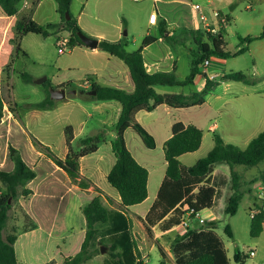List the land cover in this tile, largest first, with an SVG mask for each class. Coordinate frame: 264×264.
<instances>
[{"label":"crops","instance_id":"0c3cea01","mask_svg":"<svg viewBox=\"0 0 264 264\" xmlns=\"http://www.w3.org/2000/svg\"><path fill=\"white\" fill-rule=\"evenodd\" d=\"M25 1L28 2V7H24ZM74 1L72 2L71 8ZM145 1L151 3V8L144 15L143 32L139 34L141 36L133 38L135 50L131 52L138 50L146 37L152 36L157 39L154 43L146 46L142 52L145 68L149 74L174 73L177 77L181 67L182 55L186 56L185 60H187L190 65L191 71V55L192 52L195 51V45L190 32L205 29V24L200 19L202 13L209 18L214 28L225 31L226 34H224V38L226 44V39L233 35H236L237 38L259 36L264 30V0H204L203 6L194 4V0H96L95 6H98L97 4L104 5L107 8V12L105 14L96 12L94 16L91 15V19L94 20V23L85 19V17L89 16L90 0H84L83 10L75 19L82 31L92 38L99 40V42L101 40L112 42L125 41L127 43L126 49L128 50L130 44L128 37L130 32L125 35L123 31L125 27L130 29V23L122 13H124L128 3L138 4ZM195 1L197 2L198 0ZM39 5L37 7H39ZM31 7V0H23L19 15L27 14L28 12L25 9H30ZM214 12L220 14V19L214 18ZM56 13L59 15L57 20L42 25L46 26L48 24L60 23L61 16L57 11ZM113 14L115 17H113ZM152 14L157 15V20H150ZM0 19L5 20L6 23L2 33V40L0 41L1 49V47L8 42V38L10 37L9 32L14 23V19L4 17L1 11ZM221 19L226 20L225 25L221 24ZM161 20L165 21L166 26L163 25V28H165L172 37L170 42L162 36ZM36 23L39 24V22ZM231 25L233 26L231 27ZM154 32H156L157 35H153ZM60 34L61 33H58L56 36ZM31 35L32 34H29L24 37L21 42V46L28 54V58L34 56L32 50L25 44L26 39ZM50 38H47L45 42L38 41V47H45L47 40ZM238 47H235L233 52H236ZM74 51L80 52V54L85 56L89 61L101 59L104 60L106 64L101 68L92 67V73L87 74V79L84 80L83 83L79 80H72V78L69 77L57 84L53 85L52 83L53 89H66V96L64 99L56 101L55 106L50 110H33L30 108V105H28V112L24 116H21L16 110L17 105L15 103L12 102L14 106L12 110L8 108L6 102L4 103V107L6 106V108H8V112L4 110V117L0 121V170L6 172H12L14 170L15 165L10 158L9 152V148L12 146L20 151L23 160L37 174V177L27 186V188L32 191V195L27 198H20L18 202V207L23 214V219L28 221V227L25 230H20L19 224H17L18 231L15 250L19 264H62L64 257L78 254L86 235V220L82 213V208L89 204L95 196L93 188L88 191H82L77 186H74L67 173L56 166L34 145L33 138L37 139L43 145L50 147L58 157L65 158L68 154V146L64 134L66 127H72L74 141L85 136H95L104 133L107 141L102 145L106 146L107 151L101 153L100 146L95 154L82 158L80 161L81 174L91 180L94 186L101 189L102 202L104 204V200L107 201V206L104 204L107 208L110 210H117V208H113L114 202L120 206L121 200L118 192L114 188L113 189L117 193L109 189L106 182L108 183L107 177L116 162L111 143L116 137L115 126L120 118L122 105L117 101L96 102L93 100H84L80 98L79 95L81 90L90 91L93 84L133 93L135 91V84L131 77L129 67L121 59L111 56L99 49H90L88 47H75L73 49V52ZM244 55H249L253 59V65L257 69L254 72L255 74L250 75L248 72L231 70L228 68L227 64L223 62L224 60L212 58L210 60L211 64L206 72L202 71L201 68V75L195 78L192 85H187L193 86L196 90L192 89L191 92L183 93L163 89L169 86H157L155 88L157 93L163 95L183 94L189 96L192 93L202 92L204 90L206 85L205 78L220 81L224 73L243 72L251 79H259L258 83L255 85H247L232 81H220V85L215 91L206 97L205 104L200 107L209 104L210 100L214 98L215 105H217V103L220 105L216 108L218 114L226 107L230 109L231 113L234 115L228 126L225 125L224 127H222L221 122H217L216 119H214V122L210 120L208 132L214 134L212 142L207 149V154L214 147V135H216V133L222 137L226 144H231L232 142L230 141H245L241 146L236 143L233 145L241 149H246L250 142L258 137L264 130V38L251 43L248 46V52ZM227 69H229V71H227ZM12 73L13 71L11 73L0 72V92L3 96V90H7L10 100ZM187 77L188 76L183 79L177 77V79L179 81H184ZM87 80L89 81V87L85 88L84 83ZM66 85H69V87H66ZM187 86H174L169 88ZM161 90H163V92H160ZM72 91H76L77 93L73 94ZM200 107L172 109L167 106H161L153 112H140L136 119L155 139V149L147 148L140 136L133 129L130 128L125 132L127 148L134 158L149 171L148 198L142 204L130 207V211L127 210L128 216L132 220L131 230L134 240L137 243V248L134 249V255L136 256L134 264H148L149 258L147 257H150V253L149 251H146L147 253L144 251L143 246H141L137 240L134 229L137 227V221L141 226L145 227L143 221L146 219L151 207L157 200L159 190L165 179L167 163L165 161L162 170L152 172L148 166L144 164L146 163L144 159L142 162L135 157V154L127 142V137L130 136L134 142V148L142 149L143 153L156 152L157 150H161L164 153L165 143L172 137L173 126L181 122L185 126H196L202 130L204 140L205 130L199 125L194 124L190 118L175 116L170 123L171 134L166 136L160 143L156 140L155 132L150 130V128L143 123L145 117L154 116L158 110H163L167 115H172L174 111L178 112V115H183L186 114V112H193L192 110ZM33 111L37 113L31 115ZM30 124H35L38 129L45 132L46 135L43 140H40L28 130V125ZM57 131L59 132L58 144L52 140V135ZM198 152L199 151L195 153ZM186 155L180 157V161ZM113 156L115 159H113ZM237 167L236 170L243 175L246 183L258 177L255 176L253 179H248ZM218 178L222 183L227 184L228 197L231 193V168L228 165L226 167L224 164H220L216 166L212 174V186L216 189L214 206L219 192L215 187ZM246 186L247 185H245L244 188ZM263 188L264 185H262V189ZM111 192H114L116 195L114 196ZM148 201H150V203L145 209L138 214L133 212V208L143 206ZM214 206L210 210L200 214V217L204 215L205 221L203 224H200L199 228L209 221H216L214 214L211 213ZM252 208H254V203L250 209ZM135 219L137 220L135 221ZM179 227L180 226L174 227L168 231L160 230L159 226L151 228L156 232L155 240L158 243L157 247L160 253V249H163L164 253L167 255L169 264H175L174 256L171 253L173 241L178 235H182L186 232H176ZM110 235L111 234L106 235L105 237L109 238ZM98 241L99 239L97 237L96 241H94V249L97 248ZM107 259L108 254L105 256L98 255L93 260H99V264H104ZM254 264H260V262L257 261Z\"/></svg>","mask_w":264,"mask_h":264},{"label":"trees","instance_id":"16d2710c","mask_svg":"<svg viewBox=\"0 0 264 264\" xmlns=\"http://www.w3.org/2000/svg\"><path fill=\"white\" fill-rule=\"evenodd\" d=\"M32 7L25 15H19L23 0H0V11L6 18H13L14 23L9 32L8 42L0 49V72L11 73L15 59L21 54L28 58V54L21 46L22 39L29 34H35L44 39L58 34L64 30L69 31V46L86 47L78 36L83 32L77 20L70 13L74 0H55L58 5V14L61 21L58 24L40 25L33 20L35 9L42 0H31ZM67 15L70 19H67ZM5 20L0 19V41L5 28ZM162 36L170 42V33L163 28L166 26L161 20ZM194 39L195 51L191 55V71L184 81H179L174 73L149 74L146 71L143 50L157 39L148 36L141 47L134 51H127L125 41L101 40L98 49L111 56L121 59L130 70L135 84V91H127L112 87L93 84L91 90L97 92L96 96H87L80 91L79 97L84 100L96 102L117 101L122 105L120 118L115 126L116 137L113 139L112 151L116 162L111 169L107 181L120 196V206L117 210H110L102 202V191L88 178L81 174L80 161L82 158L95 154L99 147L107 141L104 133L95 136H85L74 141V132L71 126L66 127L64 134L68 146L65 158L58 157L48 146L33 138L34 145L56 166L67 173L71 183L82 191L93 188V200L82 208L86 220V235L81 250L75 256L64 257L62 264H85L100 255L101 249H108V259L104 264H134L136 256L134 249L137 243L132 233V220L127 210L130 207L142 204L148 198L149 171L142 166L126 146L125 132L133 129L149 149H155L156 142L147 130L137 122L140 112H153L161 106L172 109H186L200 107L206 102V97L215 91L220 81L240 82L255 85L259 79L250 78L243 72L224 73L220 79H206L202 92H195L189 96L183 94H159L157 86H187L192 85L195 78L201 75L200 69L206 60L212 58L228 60L237 58L248 52V46L264 38V30L259 36L239 37V47L236 52L228 51L224 34L225 31L211 33L207 30L190 32ZM25 82H32L28 73L21 75ZM50 89L53 88L49 81ZM64 87V86H61ZM69 87V85H66ZM5 99L0 92V121L4 117ZM56 104L51 99L50 92L46 99L30 105L33 110H50ZM203 141V132L196 126H185L178 122L172 128V137L165 143L164 155L167 163L166 175L159 190L157 200L151 207L146 219L143 221L147 230L159 226L160 230L168 231L180 226L183 220L191 213L189 218L195 219L197 213L210 210L214 206L216 189L212 186V174L216 166L226 164L231 168L230 190L226 199L225 214L235 216L240 203L246 194H251L250 186L264 181V172L251 180L244 181L243 175L236 170L237 166L253 168L264 160V130L253 139L246 149L233 144H226L221 136L214 135V147L193 166H185L180 157L197 152ZM10 158L15 168L12 172L0 170V264H19L15 244L17 241V228L8 232L10 211L20 198H27L32 191L28 184L36 177V172L23 160L19 150L10 146ZM256 198L254 208L251 209L254 217L251 221L250 236L258 238L264 232V206ZM119 222V223H118ZM123 222V225L120 223ZM126 224V226H125ZM218 221H209L199 229L188 228L182 235H178L172 243L171 253L175 264H246L250 258L249 252L236 250L233 258H229L226 247L215 232ZM111 231L107 243H99L100 248H93L94 241L104 231ZM225 233L233 238L230 225L225 227ZM161 250L162 260L159 264H169L167 255ZM139 259V258H138ZM53 264V263H50ZM142 264V263H139Z\"/></svg>","mask_w":264,"mask_h":264},{"label":"rangeland","instance_id":"374dc122","mask_svg":"<svg viewBox=\"0 0 264 264\" xmlns=\"http://www.w3.org/2000/svg\"><path fill=\"white\" fill-rule=\"evenodd\" d=\"M83 1L84 0H75L73 3L72 8L70 9V13L72 14L73 18L77 17L78 14H80L83 10ZM96 0H90L89 2V16L85 17V19H88L92 23H94V20L91 19V15L94 16L96 12L100 14H105L106 6L97 4L98 6H95ZM23 4V3H22ZM194 4H199L200 6H203L204 0H198L197 2L194 0ZM57 3L55 0H42L39 7L35 9L34 12V20L36 22H39V24H47L52 23L54 20H57L59 18V15H57ZM151 8V3L148 1L138 3V4H132L128 3L126 5V9L124 10V13H122L130 23V29L125 27L123 34L125 32H130L128 41H129V52L132 50H135V47L133 46V38H137V36H141L143 32V22H144V15L147 13L148 10ZM31 9V8H30ZM29 8H26L25 10L29 12ZM113 17L115 15L113 14ZM233 25H231L232 27ZM129 30V31H128ZM84 32V31H83ZM61 34L59 36L52 35L49 40H47L45 47H38V41L45 42L46 39L39 35L32 34L29 36V38L26 39V45L29 46V49L32 50L34 56L32 58H25L23 55H19L15 59L14 67H13V73H12V81L10 83L11 86V100L8 97L7 90H3V97L8 104V108L12 110L14 108L13 103L17 105L16 110L21 115L24 116L27 112V106L38 103L46 99L48 93L51 91L49 84H46V82L42 84H37L36 81L47 79L46 81H49L51 84H57L59 82H62L67 77L72 78V80H79L81 83H83L84 80L87 79V74L92 73V67L101 68L103 67L106 62L101 59L97 60H91L89 61L85 56H82L80 52H73L74 48L68 47V50L65 53H61L59 50V47L57 46L58 38H65L69 37V31L64 30L60 32ZM85 33V32H84ZM86 34V33H85ZM226 34V33H225ZM87 36L91 37L90 35L86 34ZM153 35H157L156 32L153 33ZM92 38V37H91ZM227 50L230 52H233L235 50V47L237 48L239 45L238 38L236 35H233L231 37H228L227 39ZM127 50V51H128ZM184 55L181 56V67L179 69V72L177 74V77L179 79H183L186 76H188L190 72V65L188 64L187 60H185ZM91 62V63H90ZM224 63L227 64L228 68L231 70H239L248 72L250 75L255 74L254 72L257 70L253 65V59L249 55H243L234 59L224 60ZM229 71V69H227ZM23 73H28L32 76L33 81L32 82H25L21 75ZM53 89V88H52ZM161 89V88H160ZM163 89H168V91L173 92H191L193 86H187V87H181V88H169L165 87ZM160 92H163L161 90ZM212 98L209 102V104L204 105L200 108H195L192 110L193 112H186V114L178 115V112H173L172 115H167L163 112V110H158V112L152 116V117H145L144 124L150 128L153 132H155L156 140L160 143L166 136H168L170 133V123L175 118V116H182L186 118H190L194 124L199 125L205 130V138L203 140V143L198 150V153L190 154L184 156L181 161L188 166L193 165L199 158H203L207 155V149L210 146V143L212 142L213 134L211 132H208V127L210 124V120L214 119L217 120V122H221L222 127L225 125L228 126V124L233 119V113H231L230 109H227L226 107L218 114L216 108L220 106L218 103L215 105V101ZM13 102V103H12ZM37 112H31V115H34ZM137 120V119H136ZM138 122V120H137ZM139 123V122H138ZM141 124V123H139ZM142 125V124H141ZM28 130L37 138L40 140H43L45 138V132L38 129L35 124L28 125ZM143 126V125H142ZM59 132L57 131L55 134L52 135V140L58 144ZM218 135V133H216ZM127 142L135 154V157L140 159L143 162V159L145 160L148 168L154 172L156 170H162L164 167L165 159H164V153L161 150H157L156 152H148L143 153L142 149L134 148V142L130 136L127 137ZM231 144H238L243 145L245 141H230ZM107 151L106 146L101 145L100 152L104 153ZM94 159V158H93ZM113 159L114 156H113ZM94 161V160H92ZM224 166L227 167L226 164ZM239 171H241L248 179H253L255 176H260L264 172V160L253 168H246L244 166H238L237 167ZM247 170H246V169ZM215 187L218 189V196L215 202V206L211 213L214 214L216 221L219 222L217 229L215 232L218 234V236L223 241L227 254L229 258H233V255L236 250L246 251L249 252L253 250L255 252V256L253 258H249L246 262V264H254L257 261L260 262V264L264 263V232L258 237V238H252L250 236V226L252 221V211L251 207L253 203L255 202L256 198L261 199L258 203L262 204L264 206V194L262 193V185H264V181L261 179L259 182L252 184L250 186H246L245 189L251 188L252 193L246 194L243 201L240 203L239 210L235 216H228L224 212V208L226 206V198L228 193V186L227 184H224L220 181L218 178L216 181ZM221 184V185H218ZM106 185L109 189L117 193L107 182ZM225 186V187H224ZM114 192H111L114 196L116 195ZM116 201V200H115ZM150 201L145 203L143 206H138L133 208V212L138 214L140 211L145 209ZM104 204L107 206V201L104 200ZM114 209H118L119 205L114 202L113 204ZM130 211V209H128ZM137 219H135L136 221ZM189 226L187 228L180 226L176 232H185L188 228L190 229H198L200 224H203L205 221L204 215L200 218L187 219ZM119 223V222H118ZM17 224H19L20 230H25L28 227V221L23 219V214L18 207V203H15L13 206V209L10 211V220L8 223V232H12L14 228H18ZM123 225V222L120 223ZM230 225L233 231V238H229L227 234L225 233V227ZM126 226V224H125ZM135 235L137 237L138 242L141 246H143L144 251H149L150 257L148 256V264H159V261L162 259L161 253L158 249V243L155 240V234L156 232L151 230H147L145 227L141 226L139 222L137 221V227L134 229ZM111 234V231H104L98 236V243L97 248L99 247V243H107L108 238L105 237L106 235ZM169 245V244H167ZM156 246V247H155ZM154 247V248H153ZM153 248V249H152ZM100 252V255H107L108 249L103 248ZM147 253V252H146ZM86 264H99V260H93L90 262H87Z\"/></svg>","mask_w":264,"mask_h":264},{"label":"built area","instance_id":"2783aa9c","mask_svg":"<svg viewBox=\"0 0 264 264\" xmlns=\"http://www.w3.org/2000/svg\"><path fill=\"white\" fill-rule=\"evenodd\" d=\"M24 7H28V2L27 1L24 2ZM213 16H214L215 19H220L219 18L220 17V14L218 12H214L213 13ZM200 19L205 24V29L204 30H207V31H209L211 33H218L220 31L219 29H216V28H214L212 26V24L209 21V18L204 13L201 14ZM150 20L151 21L157 20V15L156 14H152L150 16ZM220 22H221L222 25H225L226 24V20L225 19H221ZM57 46L59 47V50H60L61 53H65L68 50V47H69V37H65V38L58 39ZM210 62H211L210 60H206L204 62V64L201 67L202 68V71L206 72V70L209 68V66L211 64ZM84 87L85 88H88L89 87V81L88 80L85 81ZM4 110L6 112H8V108H6V106L4 107ZM262 193L264 194V188L262 189ZM191 214H192V212L191 213H188L187 217L183 220V222H182V224L180 226H183L185 228H187L189 226L187 219L191 216ZM200 214L201 213H197L196 214V218H199L200 217ZM254 214L255 213H252L251 214V217L252 218L254 217ZM249 255H250L251 258H253L255 256V252L253 250H251L249 252Z\"/></svg>","mask_w":264,"mask_h":264},{"label":"water","instance_id":"95a60500","mask_svg":"<svg viewBox=\"0 0 264 264\" xmlns=\"http://www.w3.org/2000/svg\"><path fill=\"white\" fill-rule=\"evenodd\" d=\"M67 19H70V16L67 15ZM125 35L127 34V32L124 33ZM79 38L81 39V41L85 44L86 47L90 48V49H98L99 47V40L91 38L89 36H87L84 32H79L78 33ZM47 79H42L39 81H36L37 84H42L44 82H46ZM73 94H76V91H72ZM51 94V99L58 101L61 99H64L66 96V89L62 88V89H51L50 91ZM85 94L87 96H96L97 92L95 90H90L85 92ZM103 253V250H102Z\"/></svg>","mask_w":264,"mask_h":264}]
</instances>
